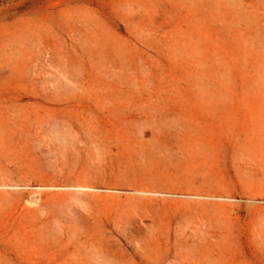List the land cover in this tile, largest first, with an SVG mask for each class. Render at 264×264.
<instances>
[{
	"label": "rangeland",
	"instance_id": "rangeland-1",
	"mask_svg": "<svg viewBox=\"0 0 264 264\" xmlns=\"http://www.w3.org/2000/svg\"><path fill=\"white\" fill-rule=\"evenodd\" d=\"M0 264H264V0H0Z\"/></svg>",
	"mask_w": 264,
	"mask_h": 264
}]
</instances>
